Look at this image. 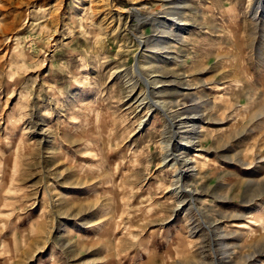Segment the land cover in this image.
Returning a JSON list of instances; mask_svg holds the SVG:
<instances>
[{
	"label": "rangeland",
	"instance_id": "obj_1",
	"mask_svg": "<svg viewBox=\"0 0 264 264\" xmlns=\"http://www.w3.org/2000/svg\"><path fill=\"white\" fill-rule=\"evenodd\" d=\"M0 264H264V0H0Z\"/></svg>",
	"mask_w": 264,
	"mask_h": 264
}]
</instances>
